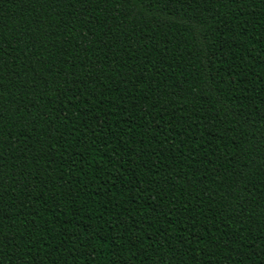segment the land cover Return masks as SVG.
I'll use <instances>...</instances> for the list:
<instances>
[{"label": "trees", "instance_id": "trees-1", "mask_svg": "<svg viewBox=\"0 0 264 264\" xmlns=\"http://www.w3.org/2000/svg\"><path fill=\"white\" fill-rule=\"evenodd\" d=\"M0 264H264V0H0Z\"/></svg>", "mask_w": 264, "mask_h": 264}]
</instances>
